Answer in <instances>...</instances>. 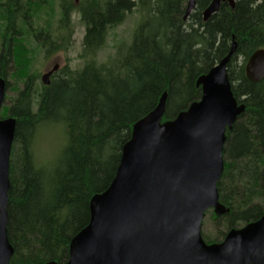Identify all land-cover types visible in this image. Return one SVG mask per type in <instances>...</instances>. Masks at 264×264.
Instances as JSON below:
<instances>
[{"label": "trees", "instance_id": "obj_1", "mask_svg": "<svg viewBox=\"0 0 264 264\" xmlns=\"http://www.w3.org/2000/svg\"><path fill=\"white\" fill-rule=\"evenodd\" d=\"M38 1L29 8L30 17L46 10L45 24L33 29L41 32L38 35H11L15 20L10 2L6 1V18L0 10V19L6 21L0 77L23 85L0 115L15 120L7 194L6 229L13 249L9 264H64L72 239L89 222L91 198L104 192L115 176L133 125L152 112L163 95L161 123L199 101L198 78L226 57L233 43L235 52L226 66L228 80L245 111L226 131L224 169L217 183L226 213L218 218L211 214L221 236L207 244L222 241L226 232L262 216L264 80L249 82L244 66L255 51L264 49V0H236L233 9L221 4L206 22L202 12L212 0H195L194 13L186 21L188 0H90L79 6L63 0L60 10L65 24L63 19L61 23L67 37L72 35L67 17L71 11L80 15L84 34L78 57L84 64L79 70L65 66L48 86L39 82L37 87L38 76L31 72L36 54L49 57L69 47V42H63L64 47L57 48L61 27L52 31L54 24L62 25L54 21L56 1ZM132 13L140 20L131 42L119 45L113 57L98 63L108 32ZM238 57L240 66L235 65ZM46 126H60L67 137L49 165L35 161L33 152L39 131Z\"/></svg>", "mask_w": 264, "mask_h": 264}, {"label": "water", "instance_id": "obj_2", "mask_svg": "<svg viewBox=\"0 0 264 264\" xmlns=\"http://www.w3.org/2000/svg\"><path fill=\"white\" fill-rule=\"evenodd\" d=\"M224 3L235 6V0H212L203 21ZM195 5L188 0L184 21ZM235 48L233 43L227 56L198 78L201 98L186 111L161 123L163 95L133 125L115 176L91 198L89 222L72 239L64 264H264V212L257 221L229 231L220 243L206 244L201 236L208 210L217 217L226 213L217 192L226 131L245 111L233 97L226 68ZM244 73L249 82L264 80V49L248 58ZM51 74L41 77L42 85H49ZM6 90L0 77V110ZM14 131L15 120L0 119V264H9L13 254L6 226Z\"/></svg>", "mask_w": 264, "mask_h": 264}, {"label": "rangeland", "instance_id": "obj_3", "mask_svg": "<svg viewBox=\"0 0 264 264\" xmlns=\"http://www.w3.org/2000/svg\"><path fill=\"white\" fill-rule=\"evenodd\" d=\"M56 1V0H53ZM74 3V0H71ZM97 2L100 0H96ZM46 2L45 0H40L38 3H44ZM85 0H82L80 4H86L84 3ZM57 3V2H56ZM58 4H54L53 8V17L54 21L57 19V9H58ZM91 6V5H90ZM45 9L37 15H34L33 17H30L31 20V26L32 29L35 30V28L42 27V24H45V20L47 16L45 15ZM49 11V7H48ZM2 12V17L4 15V12ZM194 13V12H193ZM74 19L72 20L73 24L72 25V46L69 48V51H65L63 48H61L60 52L54 53V55H50L49 57L43 56V53H38L34 57L33 64L31 67V72L35 75L38 76V79L36 81L37 87H39L40 79L43 75L47 74V71L51 70V68L54 65H58L60 69H63L65 66H69L71 70H79L83 67V60L79 59V54L81 53L82 50V39H83V34H84V28L83 25L81 24V21L78 19L77 16L73 17ZM140 16L137 13H132L131 15H128L124 22L119 25L118 27L111 29L106 38L105 46L102 49L101 52L98 53L97 56V62L98 63H104L108 58L113 57L116 51V48L121 45H128L131 42V37L132 34L139 23ZM3 27L6 29V23H4L2 20H0V47H1V39L4 37L5 33L1 32L3 30ZM52 31L57 28V25L55 24L52 27ZM75 29V30H74ZM39 31V30H38ZM41 32H38L35 34L38 35ZM45 34V33H43ZM40 41L43 42V38L39 37ZM242 62V58L238 57L237 62H235L236 66H240ZM40 82V83H39ZM7 90H6V96H5V101L2 106V108H9L12 103L14 98L16 97V92L19 89L23 88L22 84H17L15 83L14 79L8 78L7 79ZM1 108V109H2ZM0 115H1V110H0ZM6 117H3L0 119H5ZM40 135L37 139V142L35 141L34 147H33V152L35 156V161L38 163H45L46 164H52L49 162H55L56 159L58 158L61 149L66 145L67 143V137L64 135L62 129L60 126H46L43 127L39 131ZM45 161V162H44ZM212 210L206 212L205 218L203 219L202 222V229H201V236L203 240L208 243L212 242L214 240H220V234L218 229L214 223L211 220V214ZM215 216V214H213ZM224 215V214H223ZM222 215V216H223ZM217 217V216H215ZM221 217V216H220ZM218 218V217H217ZM231 231V230H230ZM229 232V231H228ZM226 232V234L228 233ZM225 234V236H226ZM224 239V238H223ZM223 241V240H222ZM220 241V242H222ZM220 242H215V243H220Z\"/></svg>", "mask_w": 264, "mask_h": 264}, {"label": "flooded vegetation", "instance_id": "obj_4", "mask_svg": "<svg viewBox=\"0 0 264 264\" xmlns=\"http://www.w3.org/2000/svg\"><path fill=\"white\" fill-rule=\"evenodd\" d=\"M6 1L10 2V7H12L11 12L13 13L14 20H15L14 29H13V31L10 34L14 35L16 38H17V36H19V35L22 36L23 34L28 33V32L32 33V34H35V32H33L32 26H31V20L32 19L30 20V16H29L30 9L32 8L35 0H0V10H2L4 12L5 18H6V14H7V12H6ZM81 1L82 0H79L78 3H75V0H74L75 6H79ZM85 1H86V4H89V2H90V0H85ZM56 2L59 5L58 6V11L60 12V15H59V13H57V19H56L55 23L57 22V24H60L61 23V19H63V22L65 24V20H64V16L65 15L61 14L62 11L60 10V6H61V4H63V0H56ZM75 16H77L78 19L80 20V15L78 13L74 12V11H71V13L69 14V16L66 19V21L70 24V27H72V25H71V24H73L72 20L74 19L73 17H75ZM57 26L61 27L60 34L58 35L59 43L57 44L58 45L57 48L59 47V45L61 47H64L63 42L65 44L67 42H69V47L65 50V51H69L70 50L69 48L72 46L73 31H72V35L70 37H67V30L66 31L63 30V24L62 25H57ZM1 32L6 33V29L3 27V30ZM40 37H42L44 39L45 38V34H42ZM3 39L4 38L2 37L0 52L3 49V45H2L4 43ZM52 55H54V54H52ZM60 70L61 69H60V67H58V65H54L51 68V70L47 71V73L48 72H52V74L49 77V82H50L51 78L54 76V74H56Z\"/></svg>", "mask_w": 264, "mask_h": 264}, {"label": "bare ground", "instance_id": "obj_5", "mask_svg": "<svg viewBox=\"0 0 264 264\" xmlns=\"http://www.w3.org/2000/svg\"><path fill=\"white\" fill-rule=\"evenodd\" d=\"M186 21V20H185Z\"/></svg>", "mask_w": 264, "mask_h": 264}]
</instances>
